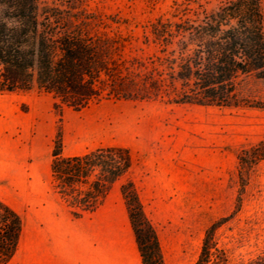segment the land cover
I'll return each mask as SVG.
<instances>
[{
  "label": "trees",
  "instance_id": "obj_1",
  "mask_svg": "<svg viewBox=\"0 0 264 264\" xmlns=\"http://www.w3.org/2000/svg\"><path fill=\"white\" fill-rule=\"evenodd\" d=\"M49 1L0 0V93L36 88L52 96L59 113L103 100L264 108L263 101L240 94L246 80H264L262 0H217L201 10L176 1L169 16L145 26L144 41L157 48L146 58L125 57L129 39L119 30L121 22L90 9L91 0ZM263 157L261 141L240 153V169ZM131 165V152L121 145L64 155L58 127L51 184L73 218L93 213ZM120 193L142 264L151 258L165 264L134 182H123ZM233 214L205 229L193 264H232L216 232ZM22 227L21 215L0 199V264L15 254ZM240 264H264V251Z\"/></svg>",
  "mask_w": 264,
  "mask_h": 264
},
{
  "label": "rangeland",
  "instance_id": "obj_2",
  "mask_svg": "<svg viewBox=\"0 0 264 264\" xmlns=\"http://www.w3.org/2000/svg\"><path fill=\"white\" fill-rule=\"evenodd\" d=\"M176 1L91 0L89 8L121 22L119 30L129 39L126 58H146L157 48L144 41L145 26L169 16ZM185 1L198 10L217 3ZM262 6L264 10V0ZM240 94L264 102V80H246ZM53 101L36 88L0 93V199L22 219L58 201L50 162L60 126L64 155L108 145L131 152L130 170L93 213L83 215L97 218V234L114 242L133 235L120 193V185L131 180L165 264H193L205 229L233 211L216 232L230 262L240 264L264 251V157L249 170L240 169L238 158L264 141V108L103 100L59 113ZM150 264H157L156 259Z\"/></svg>",
  "mask_w": 264,
  "mask_h": 264
},
{
  "label": "crops",
  "instance_id": "obj_3",
  "mask_svg": "<svg viewBox=\"0 0 264 264\" xmlns=\"http://www.w3.org/2000/svg\"><path fill=\"white\" fill-rule=\"evenodd\" d=\"M52 191L57 202L22 219L17 250L6 264H142L134 233L117 242L97 234V218H73Z\"/></svg>",
  "mask_w": 264,
  "mask_h": 264
}]
</instances>
